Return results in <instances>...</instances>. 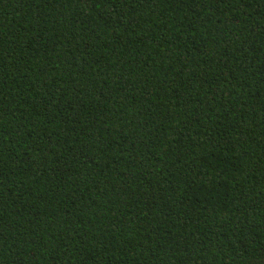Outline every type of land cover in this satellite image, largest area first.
<instances>
[{
	"label": "trees",
	"instance_id": "16d2710c",
	"mask_svg": "<svg viewBox=\"0 0 264 264\" xmlns=\"http://www.w3.org/2000/svg\"><path fill=\"white\" fill-rule=\"evenodd\" d=\"M0 264H264V0H0Z\"/></svg>",
	"mask_w": 264,
	"mask_h": 264
}]
</instances>
